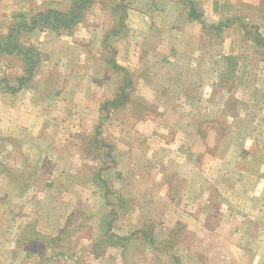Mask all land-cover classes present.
I'll return each mask as SVG.
<instances>
[{
  "label": "rangeland",
  "instance_id": "1",
  "mask_svg": "<svg viewBox=\"0 0 264 264\" xmlns=\"http://www.w3.org/2000/svg\"><path fill=\"white\" fill-rule=\"evenodd\" d=\"M121 1L96 0L69 38L38 30L37 37L23 36L26 46L34 43L41 51L30 82L36 94L55 97L60 91L85 102L73 115L63 109L58 117L48 116L39 133L0 132V233L7 230L11 237L12 232L18 241L28 227L26 233L42 237L21 246L38 253L29 264H253L214 256L210 238L203 244L202 235L184 224L170 229L164 209L170 200L178 205L183 190L187 203L200 197L203 190L188 189L208 185L220 166L236 173L244 197L253 198L258 190L264 175V49L254 42L259 34L264 37V0H177L167 7L170 12L155 15L150 35L141 37L131 27L132 6L146 0ZM25 2L9 8L10 15L0 13V36L13 13L33 11L30 0ZM69 3L37 0V9H66ZM120 4L127 11L126 36L105 43ZM198 14L204 22L194 19ZM50 42L56 54L50 53ZM133 46L144 52L132 53ZM109 59L127 72L114 71ZM21 75V59L0 53V95L6 82L16 86ZM70 76L75 83H66ZM125 77L132 83L131 101L102 112ZM176 129L190 144L169 145ZM243 171L249 173L244 179ZM191 173L200 178L191 179ZM205 192L215 201L213 187ZM105 219L111 220V233L129 236L125 247L104 237ZM146 235L152 238L144 242ZM62 246H69V262L56 261ZM121 248L128 251L123 257Z\"/></svg>",
  "mask_w": 264,
  "mask_h": 264
},
{
  "label": "crops",
  "instance_id": "2",
  "mask_svg": "<svg viewBox=\"0 0 264 264\" xmlns=\"http://www.w3.org/2000/svg\"><path fill=\"white\" fill-rule=\"evenodd\" d=\"M30 2L32 4L31 8L33 7V11L28 10V12L30 11L29 13L24 12L27 15H32L39 11L37 9V0H30ZM141 2V4L132 6V13L134 12V15L132 16H134L135 18L134 23L131 24L134 34L140 37L143 35H150L152 31L151 26L153 27L155 25V23L153 22H156L155 15L160 14L163 11L164 13L170 12V9L172 8L170 7V9H168L167 7H169V5H174L177 0H146L145 2ZM25 4V0H0V13L10 15L11 9L9 8H18L20 6L22 7ZM147 4H150V6H152V9H150V6H147ZM206 8L210 9L211 4H208ZM11 21L12 20H9V22L7 23V28L5 30V33L3 34L7 33ZM38 31L35 30L33 32L27 33H35V36L37 37L36 32ZM27 33L22 34V37L20 38V41L23 44H25V42L22 38ZM44 34H46V32H44ZM54 35L58 39H60V37H62V39L64 37H70L69 35L58 36L56 33H54ZM52 38L54 39V37ZM57 42L61 43L63 41L60 40ZM29 44L35 45L34 43ZM42 46L44 45L42 44ZM49 46H51L50 49L52 48V50H50V53L56 54V52L53 50L52 42L49 43ZM130 51L136 55L138 53L140 55L144 52L142 47L137 46H133ZM34 80L35 79H33V81ZM75 82L76 77L70 76L66 79V83ZM10 83L13 84V82ZM32 83L28 85L30 86L29 88H27L28 86H26L15 93L8 92L7 90L5 92L1 91L0 132H7L10 128V130L13 131L16 130L21 132L25 131L39 133L44 124L49 121L50 117L48 118V116H53L52 118L58 117L60 116V114H63L65 112L63 109H66L69 115H73L77 112V108H80L85 102L83 101L82 97L70 100L68 99V97L65 96V92L60 91L55 95V97H53L52 95L50 96V94H45L44 97L41 98L40 94L37 95L35 89H32ZM34 88H36V86H34ZM180 130L181 129H176L174 130L175 133L173 131L171 132L172 142L169 144L170 146L175 145V143L173 144V142H176L180 145L190 144L186 141V134H177ZM227 145H230L234 148L239 147V143L235 141L231 142L230 140H227ZM225 159H229V157H225ZM180 160L181 164L187 163V161H185L186 158L183 160L182 157H180ZM220 168L222 170L218 171V173L215 175L216 177L213 179V181H210L208 185L206 184V186H203V188L199 187L198 185L197 189L195 187H192V189L190 187L188 189L189 191H194V193H199L203 190L200 197L197 195L187 203L186 197L188 195L184 196L186 194V191L183 190L180 194V198L178 199V201H180L178 205L172 200H170V203H167L164 209L168 218L166 221V225L169 226L170 229H172V227L176 226L178 223L184 224L186 226V229L194 231L199 235H202L201 238L203 237L204 240L202 241L203 244L204 242L207 244V240H209L208 238H210L212 242V253L214 256H221L224 259L228 257L230 258L228 260H233L235 262H237L236 260L241 261L250 259L253 261V264H264V196L260 197L261 194H264V175L263 173H261L258 178L259 187L256 193L254 192V197L248 198L244 197L243 193H240L237 188L236 182L238 178L236 177V173H231L229 171L226 172L224 170L225 168H222L221 166ZM191 174V179L193 180H195V178H197V180L200 178L199 173ZM239 174L243 176V179L246 177L245 175H249V173H245L244 171L242 173L240 172ZM204 176L211 180L210 176ZM207 186L213 187L214 193H216L217 195L215 201L214 199L210 198L209 195H206L205 191ZM260 187L261 189H259ZM215 189H217V191ZM208 190L210 191V189ZM259 190H261L260 193H257L259 192ZM167 192L165 194H167ZM5 199L3 204H1L4 205V207L8 206V200ZM251 199L253 200L252 203L250 202ZM7 211L10 212V210L8 209ZM171 219L175 221L172 225ZM11 224L12 222H10L8 228H10L12 231ZM133 224L134 223H132V225ZM154 229H157V226H155ZM26 231H28V227H26L22 231V233L26 234ZM115 233L117 235L124 236L123 234H119L117 232ZM10 236L11 237L7 235V230H5V232L0 233V262L4 264H17V262H24V264H29L30 260L38 259V257L35 255H38V253L30 251L24 252L22 250L21 246L22 244H24L22 239H19L17 241L18 238L15 237L17 239L13 241L12 237H14L15 235H13L12 232L10 233ZM151 238V236H149L147 239L145 237L143 241L145 242L146 240H151ZM68 247H63V250L59 252L56 251L58 250L57 247L53 249V251H56V253L58 254V259H55L56 261L66 260L67 262H69L71 260ZM151 250L153 254L159 252L157 251V249ZM118 252H120V256L126 255L128 253L127 249L125 248H121ZM167 252L172 251H166V253ZM33 255H35L36 257L32 259Z\"/></svg>",
  "mask_w": 264,
  "mask_h": 264
},
{
  "label": "trees",
  "instance_id": "3",
  "mask_svg": "<svg viewBox=\"0 0 264 264\" xmlns=\"http://www.w3.org/2000/svg\"><path fill=\"white\" fill-rule=\"evenodd\" d=\"M95 1L96 0H70L69 7L66 9L49 7L45 10H39L32 15H27L24 12H17L14 14V19L9 24L7 33L0 36V53L19 56L23 64V75L17 78L16 86H13L10 82H6L5 87L7 88L8 92L15 93L28 86L30 82L33 81V78L36 75L35 73L37 72L41 61V51L39 50V48L35 47L34 45H24L20 41L22 34L40 30L54 32L59 36L71 35L76 27L84 21L86 12L95 3ZM118 7H120L121 9V13L114 21V25L110 29L106 30L104 35L105 43L108 42L111 37L123 38L126 36V34H124L123 32L127 28L126 7L121 4L118 5ZM194 19L200 20V22H204L203 16L200 14L196 15ZM227 23H225V25H228ZM254 43L256 44V46L264 49V37L262 35L259 34L258 39L255 40ZM230 57L231 56H228V58ZM109 64L114 71L118 70L125 73L127 72L126 69L118 64L114 59H109ZM131 84V80L125 77L124 82L120 85L119 90L115 94V96H113L111 99H108L101 105L102 112L110 114L113 111L125 108L126 105L131 101V93L129 91ZM109 155L111 156V152L108 154V156ZM105 186L109 188L107 183L105 184ZM123 202L125 203L126 201L124 200ZM128 208L129 206H126V210ZM110 222V219L108 221L105 219L104 223L102 224V230H104L105 228L104 237L110 241L117 239V241H114V243L112 242L111 245L118 246V244H121L123 247H125L126 243H124L123 241H127L129 239V236L126 237L111 233V231H109V229H111L112 227ZM32 233L33 232H28L24 234V236H22V241L24 243L31 240L44 241L38 234ZM146 237L148 238L147 235ZM101 243H106V241L103 240L101 241ZM171 244V242H166V245ZM167 249H169V247H165L163 250H170Z\"/></svg>",
  "mask_w": 264,
  "mask_h": 264
}]
</instances>
